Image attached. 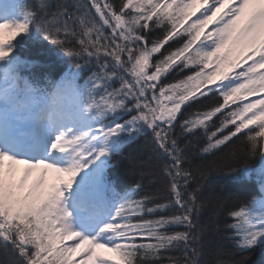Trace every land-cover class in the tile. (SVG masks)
Returning <instances> with one entry per match:
<instances>
[{
  "label": "snow or ice",
  "instance_id": "1",
  "mask_svg": "<svg viewBox=\"0 0 264 264\" xmlns=\"http://www.w3.org/2000/svg\"><path fill=\"white\" fill-rule=\"evenodd\" d=\"M197 3L204 10L185 27ZM210 21L217 26L201 40ZM184 36L182 46L162 51ZM29 44L47 46L64 64L59 78L22 55ZM178 61L181 71L198 70L161 84ZM261 69L264 0H0L3 264H249L255 251L264 257ZM210 94L222 102L193 109ZM231 104L237 107L225 111ZM218 114L219 124L209 123ZM149 133L163 186L137 198L142 184L121 187L110 169L127 161L142 178L156 177L125 154ZM200 133L206 143L197 162L181 140ZM225 146L222 157L203 159ZM216 173L245 181L254 194L205 196L203 181ZM230 199L238 206L221 225L216 218ZM170 208L176 211L163 214ZM209 231L224 234L234 251L218 247L205 261Z\"/></svg>",
  "mask_w": 264,
  "mask_h": 264
},
{
  "label": "trees",
  "instance_id": "2",
  "mask_svg": "<svg viewBox=\"0 0 264 264\" xmlns=\"http://www.w3.org/2000/svg\"><path fill=\"white\" fill-rule=\"evenodd\" d=\"M114 4H118L120 0H112ZM198 3L195 5V7L191 10L193 13H196L198 10ZM195 20L192 18L188 25H190ZM154 35L159 36L162 35L161 30H156ZM187 37L184 36V39ZM205 39V37H204ZM183 37L174 38L172 41L169 42V45H165V49H162V51H165L167 49H175L177 47L182 46L184 40ZM230 46H225L224 49L221 50V52L218 54L219 56H223L225 52L228 51V48ZM166 54V53H165ZM23 56L27 58H32L35 60H39L46 68L48 75L51 78H59V75L61 74V69L64 67V64L57 60L55 54L53 52H50L48 50L47 46H41L38 44H29L24 49ZM159 55V54H157ZM187 55V53L185 54ZM231 59H234V56L231 57ZM215 61V58H213ZM177 67L169 69L167 73L162 75L161 77V84H168V83H175L179 79H183L186 75H190L191 71L189 68H191L192 71L198 70V68H195L193 66H189V68H184L181 71L182 65L180 62H177ZM215 67V64L212 65V67H209L205 69L206 72L212 71ZM210 99H205L203 104H196L193 106V109L195 108H202L205 105L214 103L216 101L222 102L221 98L217 95H211ZM237 107V105L231 104L229 109L231 110ZM193 109H189L188 111H182V114L179 116V119H183L184 116L188 115L190 111ZM219 116L213 118L212 122L209 123H215L219 124ZM211 130H214L211 129ZM177 132H179V129H177ZM151 137L149 135L142 136L140 139L131 146L126 147L125 154L127 155L129 152L134 153L139 160L144 161V171L147 172L149 170L155 171L157 173V176L154 178H150L148 176L141 177V170L139 168H132L127 161H123L121 164L116 165L113 168V175L118 180V183L120 186L124 185H133L136 182H140L142 184V189L140 190L142 196L146 194H154L156 193V190L158 188H161L163 186V178L159 175V168L161 163V157H158L156 153H154L151 148L152 145L150 143L147 144L146 142H150ZM182 144H188L187 148V154L189 157H194L197 162L201 159V157L198 155L199 149L204 146L206 143V139L203 135V133L198 134L194 137H188L187 139L181 140ZM227 151V146H225V149L223 151H217L214 154L207 155L203 157L206 161H211L214 159H217L219 157H222L225 152ZM255 163V162H254ZM204 183V195L208 196L210 193L214 192H220L225 195L228 193H237L241 198L247 197L250 194H254L255 189L253 187H250L245 181L243 180H237L230 178L228 176H225L222 173H216L213 175H210L207 177L206 181H203ZM155 203L162 202V197L157 196L154 200ZM238 201L236 200H228L224 208L219 212L218 217L216 218L217 221L223 225L226 222V212L229 209H234L238 206ZM152 206V205H149ZM176 209L170 208L167 212L163 213L165 215L171 214L172 212H175ZM211 213V206H209L208 209L205 210V212L201 215V221L206 222L209 219V215ZM154 218V217H152ZM207 242V252L208 255H205L204 260L207 261L210 259V253L214 252L218 247H222L226 252H232L234 249L232 248L231 243L224 239V234L217 233L215 231H209L208 234L205 237ZM177 253H173L175 255ZM4 257L0 255V264H3ZM161 264H166V261H161ZM249 264H264V257H262L258 251L253 252L250 254V261Z\"/></svg>",
  "mask_w": 264,
  "mask_h": 264
},
{
  "label": "rangeland",
  "instance_id": "3",
  "mask_svg": "<svg viewBox=\"0 0 264 264\" xmlns=\"http://www.w3.org/2000/svg\"><path fill=\"white\" fill-rule=\"evenodd\" d=\"M227 10V7H225V9H224V11H226ZM227 17H225V19H226ZM260 71H264V69H261Z\"/></svg>",
  "mask_w": 264,
  "mask_h": 264
}]
</instances>
